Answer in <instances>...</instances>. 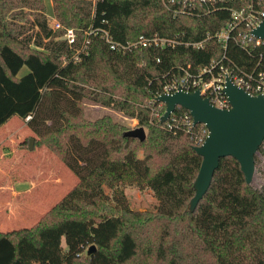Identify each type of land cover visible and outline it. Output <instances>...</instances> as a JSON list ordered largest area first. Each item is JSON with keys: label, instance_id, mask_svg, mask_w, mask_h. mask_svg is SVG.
I'll use <instances>...</instances> for the list:
<instances>
[{"label": "trees", "instance_id": "1", "mask_svg": "<svg viewBox=\"0 0 264 264\" xmlns=\"http://www.w3.org/2000/svg\"><path fill=\"white\" fill-rule=\"evenodd\" d=\"M52 3L57 19L77 29L74 44L53 29L44 0H0V76L4 92L16 96L0 107V126L31 114L35 146L49 148L79 180L32 226L0 230V264H264V192L247 183L236 158L222 157L189 211L203 161L195 148L205 139L201 124L171 129L161 121L165 105L154 101L177 66L224 54L240 68L256 66L255 52L234 40L225 50L215 37L235 2L186 12L162 0ZM98 27L121 43L156 33L178 43L122 52L102 32L87 34ZM200 41V48L186 44ZM22 64L32 68L31 79L17 76ZM85 100L137 119L147 137L124 136L129 127L109 114L86 118ZM187 112L178 106L171 117ZM121 184L150 188L156 209H133Z\"/></svg>", "mask_w": 264, "mask_h": 264}, {"label": "built area", "instance_id": "2", "mask_svg": "<svg viewBox=\"0 0 264 264\" xmlns=\"http://www.w3.org/2000/svg\"><path fill=\"white\" fill-rule=\"evenodd\" d=\"M162 2L170 8L174 4H178L179 7L175 8V12H186L197 5L203 4L216 9L235 2L234 5H229V7H227L230 12V20L215 34V37L225 50L229 42L234 40L246 51L250 53L255 52L258 57V62L256 66L251 69H243L233 62H229V58L224 54L221 59H213L207 65L196 66L193 62H190L186 65L177 66L174 72H170L171 76L169 80L165 82L161 92L156 95L154 101L165 105L164 102L157 100V97L163 93L170 94L178 90L195 91L199 89L201 94L204 97H208L215 106L219 108H230L231 104L224 92L228 77L236 85L242 87L249 93L253 95H264V39L254 34L255 28L264 20V0H247L246 2H244V0H162ZM49 19L54 30H64L63 37L67 39L70 44L76 42V28L63 25L55 14L49 17ZM93 32H102L103 38L109 43L110 47L122 52H131L136 49L149 47H173L178 43L175 39L160 36L157 33L154 35H141L135 40L121 43L115 41L109 31L101 27L95 29L91 28L87 31V34L90 35ZM89 41L90 39L88 37L82 48L83 51ZM186 44L200 48L203 47L204 41L186 42ZM78 59L79 57L76 56V60ZM224 61L228 64L223 63ZM171 115L166 120L168 127L171 129L182 126L189 130L192 126L197 125L194 123L190 111L189 113L175 114L172 117ZM31 117L32 115L29 114L26 117V121ZM199 124H201V135L206 138L209 133L208 128L203 123Z\"/></svg>", "mask_w": 264, "mask_h": 264}, {"label": "water", "instance_id": "3", "mask_svg": "<svg viewBox=\"0 0 264 264\" xmlns=\"http://www.w3.org/2000/svg\"><path fill=\"white\" fill-rule=\"evenodd\" d=\"M254 34L264 39V20L255 28ZM224 92L231 104L230 108L215 106L199 89L178 90L157 97L166 107L162 122L180 106L190 111L195 124L203 123L209 131L204 142L195 147L203 161L194 183L196 192L188 206L191 212L210 188L222 157L232 156L239 161L248 184L252 183L256 171V154L264 141V95L249 93L229 77ZM124 136L144 140L147 131L144 126H136L125 131ZM34 141V138H30V149H34ZM95 250L96 245L93 244L87 253L92 254Z\"/></svg>", "mask_w": 264, "mask_h": 264}, {"label": "rangeland", "instance_id": "4", "mask_svg": "<svg viewBox=\"0 0 264 264\" xmlns=\"http://www.w3.org/2000/svg\"><path fill=\"white\" fill-rule=\"evenodd\" d=\"M46 5V13L49 17H52L54 13L52 0H44ZM33 70L28 64H22L16 74L20 78L31 79ZM26 79V78H25ZM6 79L0 76V107L2 105L6 108V105L14 103L15 97L9 94L7 91L4 92ZM16 95V93H15ZM4 101V102H3ZM105 114H109L115 121L126 125L129 129L136 127L138 120L118 111L110 106L85 100V116L88 119L95 120L102 117ZM147 131V130H146ZM30 138H38L36 132L27 124L25 118H22L18 114L11 116L4 124L0 126V145L6 146L2 151H8L11 155V149L20 148L21 160H16V164L23 163L29 165L26 169L21 170L19 174L17 172L16 178H24L22 181H26L28 187L31 189V201L34 204V209L31 211H25L22 208H18L17 204L10 203L12 201L11 196L4 194L3 198L8 203L3 204L0 208V230L9 231L18 229L21 227H30L35 224L40 218L50 210L71 188L78 182L79 178L71 171L67 164L61 160L54 152H52L45 145L34 146L35 149H30L29 141ZM35 144V141H34ZM36 145V144H35ZM7 166V165H6ZM7 171L10 170L9 166L6 167ZM52 171L56 175H62L68 183L66 187L51 189L50 193L47 192L46 188L53 186V183L48 184L45 179L49 178L47 173ZM13 170H11L12 172ZM51 172V173H52ZM41 173L45 175L44 181L40 179L36 183V187H32L31 183L33 178L38 179L37 174ZM34 176V177H32ZM255 188L260 189L264 192V154L261 150L257 152L256 157V171L254 174L253 181L251 183ZM127 194L131 207L136 210H155L158 204V199L154 195V192L150 188L141 189L135 185H120ZM106 192L113 194V189L106 187ZM7 196V197H5ZM25 198H21L22 203ZM11 205L16 206L11 207ZM12 208V210H10ZM21 211V213L18 212ZM24 210V211H23ZM65 247V244L63 243Z\"/></svg>", "mask_w": 264, "mask_h": 264}, {"label": "crops", "instance_id": "5", "mask_svg": "<svg viewBox=\"0 0 264 264\" xmlns=\"http://www.w3.org/2000/svg\"><path fill=\"white\" fill-rule=\"evenodd\" d=\"M6 146L0 145V208L3 207V204L8 203L6 200H4L3 196L4 194L11 196L12 201L10 203L17 204L18 208H22L25 211H31L34 209V204L31 201V189L28 187V184H26V181H22L24 178H16L18 175L17 172L20 174L21 170L27 169L29 165H25L23 163L16 164L14 159L16 160H21L20 158V148L16 149H11V155H9V150L8 151H2ZM35 149V148H34ZM7 165V166H6ZM10 168L9 171H7L6 167ZM11 170H13L11 172ZM47 173L49 175L48 179H45L48 184L53 183V186L49 187L47 186L46 190L48 193H50V190L57 189V188H63L64 186L66 187V179L62 175H56V173L49 171ZM52 172V173H51ZM34 177V176H32ZM38 179L35 180V177L32 180L31 186L36 187V183L45 178V175L42 176L41 173L37 174ZM7 197V196H5ZM25 198V200L20 203L21 198ZM5 201V202H4ZM11 207H15L11 205ZM12 208L10 210H12ZM23 210V211H24ZM19 213H21L20 210H18Z\"/></svg>", "mask_w": 264, "mask_h": 264}]
</instances>
